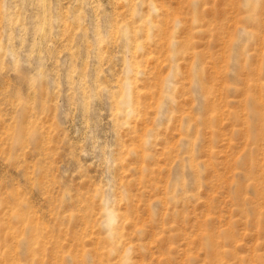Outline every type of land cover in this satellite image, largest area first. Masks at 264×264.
Returning <instances> with one entry per match:
<instances>
[{"label": "rangeland", "instance_id": "1", "mask_svg": "<svg viewBox=\"0 0 264 264\" xmlns=\"http://www.w3.org/2000/svg\"><path fill=\"white\" fill-rule=\"evenodd\" d=\"M0 264H264V0H0Z\"/></svg>", "mask_w": 264, "mask_h": 264}, {"label": "bare ground", "instance_id": "2", "mask_svg": "<svg viewBox=\"0 0 264 264\" xmlns=\"http://www.w3.org/2000/svg\"><path fill=\"white\" fill-rule=\"evenodd\" d=\"M138 93H139V91H138ZM132 111V110H131ZM125 113V112H124ZM126 113H127V110H126ZM128 114V113H127ZM133 150L134 148H131V147H129V150ZM135 151V150H134ZM110 218V217H109Z\"/></svg>", "mask_w": 264, "mask_h": 264}]
</instances>
